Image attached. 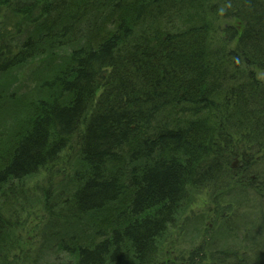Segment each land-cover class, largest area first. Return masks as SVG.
I'll use <instances>...</instances> for the list:
<instances>
[{
    "label": "trees",
    "instance_id": "obj_1",
    "mask_svg": "<svg viewBox=\"0 0 264 264\" xmlns=\"http://www.w3.org/2000/svg\"><path fill=\"white\" fill-rule=\"evenodd\" d=\"M2 1L0 83L31 60L52 63L61 47L71 50L48 77L34 76L40 91L22 99L29 115L0 143V202L77 145L73 186L55 197L82 224L64 231L60 246L75 264H155L190 192L217 187L241 137L244 152L264 146L255 69L264 71V0H11L12 11ZM66 1H79L77 19ZM26 9L28 28L13 24ZM101 16L113 26H95ZM220 17L231 24L221 27ZM246 154L233 174L252 180L260 162ZM259 176L253 186L262 193ZM7 223L0 214V260Z\"/></svg>",
    "mask_w": 264,
    "mask_h": 264
},
{
    "label": "rangeland",
    "instance_id": "obj_2",
    "mask_svg": "<svg viewBox=\"0 0 264 264\" xmlns=\"http://www.w3.org/2000/svg\"><path fill=\"white\" fill-rule=\"evenodd\" d=\"M12 10L13 7L8 11ZM28 10L16 11L12 16L13 24L19 22L28 28L27 22H23L26 19L20 20L26 15L21 18L19 15ZM12 18L10 16L8 21L12 22ZM220 18L221 27L231 24V19ZM32 22L30 20L29 26ZM70 50V45L61 47L56 51L59 59L52 63L49 56L31 60L11 72L10 85L6 84L7 80L0 83V143L7 141L17 123L30 113L27 102L20 97L15 99L12 92L35 95L40 90L39 79L33 82L34 76L48 77L55 66L64 64ZM255 69L257 77L264 81V71L259 67ZM238 147L236 151H242V147ZM77 149L75 145L63 155V162L49 164L50 167L27 178L19 189L22 193L12 195L6 205L0 202V214L9 222L8 257L0 260V264H75L76 258L69 250L62 249L59 239L64 231L72 234L82 223L71 214H63L57 207L59 200L55 194L73 186L71 174L80 165ZM244 150V154L256 160L261 157L259 153L255 155L251 150ZM234 154L226 167L222 165L223 173L217 187L210 185L205 190L190 192L183 213L158 248L155 264H194L193 261L196 264H264V192H258L256 188L260 187L253 186L257 177L252 176L251 180L233 174L242 168L240 155ZM197 250L200 251L198 255L194 254ZM222 256L226 258L224 261Z\"/></svg>",
    "mask_w": 264,
    "mask_h": 264
},
{
    "label": "bare ground",
    "instance_id": "obj_3",
    "mask_svg": "<svg viewBox=\"0 0 264 264\" xmlns=\"http://www.w3.org/2000/svg\"><path fill=\"white\" fill-rule=\"evenodd\" d=\"M38 1V0H37ZM2 5H3V8L4 10L8 9L9 7H13L15 5V1H11V0H8V1H2L1 2ZM13 3V4H12ZM48 5V4H47ZM61 6H64L63 8L65 9H68V14L72 15L71 18L72 19H77L79 17V13L77 14L76 13V10H79L78 7H79V1H66V3H62L60 4ZM72 10H75V11H72ZM36 12H39V11H36ZM34 14V12H33ZM42 14H43V11H42ZM47 15V13H45ZM44 16V15H43ZM111 19L110 18H107V17H99L96 19V21L94 22V25L95 26H98V27H103V26H108V27H112L113 24L111 23ZM83 24H88L89 22L86 21V22H83ZM217 36L221 35V29H217L216 32H214ZM223 37V36H222ZM235 43V44H234ZM235 46H236V41H233V45L232 47L235 49ZM19 97L24 99L25 97H28L30 98V94H27V95H23V94H19ZM240 143H241V150H243V145H242V142L244 141H247L245 140L243 137L240 138ZM244 140V141H243ZM261 141H263V139H261ZM253 145L251 144H247L246 145V148L251 150L250 152H253V154H256L259 152V150H261L262 148H264L263 143L262 142H259V141H256V143H252ZM255 144V145H254ZM237 154L240 155L239 158L242 159V160H248L246 154L243 153V151H237ZM259 154L261 155L260 159H257L256 161L260 162V163H255L252 165V176L253 177H257L258 175H261V177L264 179V165H261V162L264 163V151H260ZM50 167V165L48 166ZM45 169V167L43 168ZM242 178H247L245 175H242L240 176ZM249 182V180H248Z\"/></svg>",
    "mask_w": 264,
    "mask_h": 264
}]
</instances>
